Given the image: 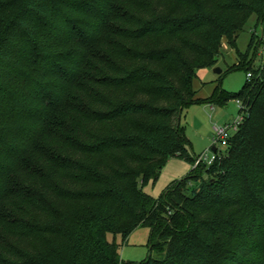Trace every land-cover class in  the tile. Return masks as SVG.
<instances>
[{"label": "trees", "instance_id": "obj_1", "mask_svg": "<svg viewBox=\"0 0 264 264\" xmlns=\"http://www.w3.org/2000/svg\"><path fill=\"white\" fill-rule=\"evenodd\" d=\"M253 16L264 25V0H0L5 264H264V67L255 33L237 44ZM224 40L253 76L201 98ZM231 99L249 109L226 151L144 191L171 157L195 164L183 108ZM142 226L148 259L126 263Z\"/></svg>", "mask_w": 264, "mask_h": 264}, {"label": "rangeland", "instance_id": "obj_2", "mask_svg": "<svg viewBox=\"0 0 264 264\" xmlns=\"http://www.w3.org/2000/svg\"><path fill=\"white\" fill-rule=\"evenodd\" d=\"M248 26L247 30L242 32L238 38V47L242 52H245L249 47L252 34L255 33L256 39L260 41V44H257L251 50V56L254 55V68L264 67V25H257L253 16ZM237 63L238 56L235 49L229 48L226 40H224L222 56L219 58L217 65L198 70L195 86L199 89L198 94L202 97L210 96L217 87L224 89L230 94H235L242 90L248 80V72L244 68H233ZM216 68L222 69V73H217L215 71ZM230 68H232L231 71H229ZM253 72L256 74L255 71ZM238 114L237 99H231L226 104H214V106L207 102L186 105L181 113V127L189 140V150L192 156L195 158V156H200L205 151H208L211 156L213 153L214 126L228 124ZM217 147L222 152L226 151V146L224 145L220 144ZM194 167L195 164L185 158L180 156L171 157L162 168L158 181L156 183L148 182L144 186V191L158 198L174 181L190 175ZM18 214L16 213V216ZM150 235L151 230L147 226L135 229L128 240L121 246V259L126 263L146 261L150 252ZM112 239L113 236L109 235V240ZM117 240L120 242V235ZM11 241L9 231L0 230V264H5L8 261V251L12 250L10 245L16 246V243L14 241L11 243Z\"/></svg>", "mask_w": 264, "mask_h": 264}, {"label": "built area", "instance_id": "obj_3", "mask_svg": "<svg viewBox=\"0 0 264 264\" xmlns=\"http://www.w3.org/2000/svg\"><path fill=\"white\" fill-rule=\"evenodd\" d=\"M253 74L248 73V78L251 79ZM237 103L239 106V114L238 116L230 123L225 125H216L214 126V137H213V147L217 149V151L221 152L222 150L218 148V145L228 146L229 140L231 137L239 131L241 125L244 123L247 115L249 106L242 99H237ZM218 158L217 153L213 150L212 155L208 154V151H205L200 156H196L195 167L201 164L212 165L216 159Z\"/></svg>", "mask_w": 264, "mask_h": 264}, {"label": "water", "instance_id": "obj_4", "mask_svg": "<svg viewBox=\"0 0 264 264\" xmlns=\"http://www.w3.org/2000/svg\"><path fill=\"white\" fill-rule=\"evenodd\" d=\"M215 71H216L217 73H222V69H220V68H216ZM214 149H216V148L214 147Z\"/></svg>", "mask_w": 264, "mask_h": 264}, {"label": "crops", "instance_id": "obj_5", "mask_svg": "<svg viewBox=\"0 0 264 264\" xmlns=\"http://www.w3.org/2000/svg\"><path fill=\"white\" fill-rule=\"evenodd\" d=\"M195 86H196V84H195ZM198 96L201 97V98H207V97H209V96H207V97H204V96H203V97H202V96H200L199 94H198ZM211 105H212V104H211ZM212 106H214V105H212Z\"/></svg>", "mask_w": 264, "mask_h": 264}]
</instances>
